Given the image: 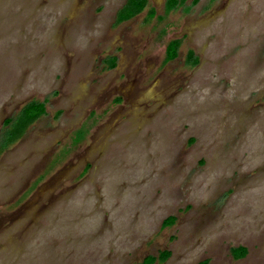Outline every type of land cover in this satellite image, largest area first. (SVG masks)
Returning <instances> with one entry per match:
<instances>
[{
    "label": "rangeland",
    "instance_id": "1",
    "mask_svg": "<svg viewBox=\"0 0 264 264\" xmlns=\"http://www.w3.org/2000/svg\"><path fill=\"white\" fill-rule=\"evenodd\" d=\"M191 1L0 0V264H264V0Z\"/></svg>",
    "mask_w": 264,
    "mask_h": 264
},
{
    "label": "trees",
    "instance_id": "2",
    "mask_svg": "<svg viewBox=\"0 0 264 264\" xmlns=\"http://www.w3.org/2000/svg\"><path fill=\"white\" fill-rule=\"evenodd\" d=\"M187 0H168L167 7L168 9L174 8L178 4H182ZM198 0H192L191 3L194 5ZM147 5V0H126L124 5L116 14L115 22L120 24L122 22L129 21L140 14ZM179 47V41L173 40L167 44L166 47V60L171 61L177 55V50ZM187 59L190 61H195L193 52L189 51L187 54ZM108 68L112 69L115 66V58H109L107 61ZM45 114V102H29L27 103L19 112L16 119L12 122L8 120L7 123L10 124V128L6 134L5 145L8 146L18 139L21 138L26 129L33 124L39 117ZM174 222L173 217H168L163 221V226H168ZM232 251V250H231ZM241 251L242 255L238 258H243L246 255V249L243 247H237L233 249V252ZM169 257V252L164 251L159 253L157 257L147 256L139 264H153L156 260L164 261Z\"/></svg>",
    "mask_w": 264,
    "mask_h": 264
}]
</instances>
